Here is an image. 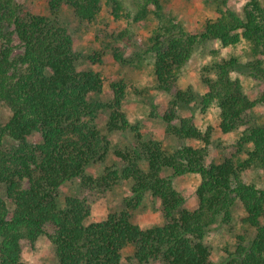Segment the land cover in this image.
<instances>
[{"label": "trees", "instance_id": "1", "mask_svg": "<svg viewBox=\"0 0 264 264\" xmlns=\"http://www.w3.org/2000/svg\"><path fill=\"white\" fill-rule=\"evenodd\" d=\"M213 1L218 16L190 34L164 16L160 0H133L134 23L149 17L156 22L145 52L152 60L153 89L169 97L160 117L164 134L197 144L167 153L159 141L143 142L121 111L129 91L136 92L131 81L80 68L103 66L107 59L120 63L118 39L102 35L101 47L82 57L57 21L67 8L89 27L102 0H47L46 15L30 13L15 0H0V106L10 112L0 123V186L7 198H0V264H24L23 247L42 236L53 247L55 264H121L126 247L133 248L131 264H213L202 238L218 219L230 221L236 202L254 236L246 245L238 244L223 264H264V188L243 180L251 170L264 172V120L254 119V109L264 107V91L250 99L241 81L232 77L241 74L255 85L264 81V0H249L242 17L227 9L228 0ZM109 3L114 19L121 18L122 2ZM208 41L224 47L245 41L248 59L204 65L198 72L204 91L183 89V69L195 49ZM105 84L111 99L102 104ZM212 106L218 110L214 127L202 130L193 115L180 117L181 110L204 113ZM103 109L108 112L106 131L131 130L135 144L114 150L118 167L107 166L101 176L91 178L86 169L111 153L109 139L96 124ZM214 131L236 138L217 163H207ZM35 134L39 141L31 143ZM164 170L170 174L162 175ZM188 174L199 177L193 210L184 207V198L173 187L174 178ZM74 179L79 180L78 191L61 200L59 190ZM120 181L131 182L126 208H138L147 193L158 200L161 226L140 230L127 211L87 223L93 204Z\"/></svg>", "mask_w": 264, "mask_h": 264}, {"label": "rangeland", "instance_id": "2", "mask_svg": "<svg viewBox=\"0 0 264 264\" xmlns=\"http://www.w3.org/2000/svg\"><path fill=\"white\" fill-rule=\"evenodd\" d=\"M28 12L33 14L46 15L47 0H15ZM122 2L121 18L114 19L111 15V3L109 0H102L101 10L97 20L89 27L80 24L74 18L69 9L63 8L58 17V22L67 28L72 37L74 49L83 57L101 47L105 40V35L118 39L122 52L120 63L107 59L103 66L97 64L93 66H81L103 71L109 79L123 78L132 82L136 92L129 91L126 95L121 111L125 114L129 126L137 128L141 140L147 142L155 140L162 143L164 150L171 153L181 145L197 146L193 142L178 141L175 138L164 134V122L160 119L163 114L169 97L166 94L157 92L152 86V60L145 52L146 40L150 30L156 22L149 17L139 23H134L132 17L136 13L133 0H120ZM249 0H228L227 9L242 17V10ZM162 13L167 19L179 25L184 32L195 34L207 19H215L218 14L213 0H160ZM101 31L102 33H98ZM103 35V36H102ZM14 44L18 41L14 39ZM249 55V46L245 41H241L236 46L224 47L219 41H208L198 46L187 65L183 69L180 85L183 89L202 93L203 87L198 77L200 68L212 62H221L230 58H236L241 62H246ZM232 77H237L250 99H255L264 91V81L255 85L254 82L243 75L233 73ZM111 99V91L108 85L103 88V95L100 100L102 104H107ZM193 115L194 123L204 130L206 127H214L218 122V110L212 106L206 112L200 110L190 112L188 109L180 111V117ZM10 116L9 110L5 106H0V123L4 124ZM108 119L106 109L100 110L96 119V124L102 134L106 135L111 144V153L103 162H97L89 166L85 175L97 178L102 175L107 166L116 165L119 162L112 152L117 149H130L135 144V134L131 130L125 132L108 133L105 125ZM254 119L264 120V107L258 106L254 109ZM235 134L222 136L214 131L211 144L209 146L207 163H217L220 154L225 146L235 141ZM31 143H37L39 136L32 135L29 138ZM12 145L11 141H8ZM170 171L164 170L162 175L168 176ZM246 183H254L258 188H264V172L261 170H251L243 176ZM199 183L197 175H184L173 179L174 190L185 200L184 207L193 210L197 206L195 190ZM79 180L74 179L66 183L59 190L60 199L68 195H73L78 191ZM131 182L120 181L111 190L105 192L91 207L90 216L87 223L100 222L112 212L119 213L127 211L131 222L140 230H147L152 227L161 226L163 223L160 204L149 193L145 194L140 206L136 209L126 208L125 200L131 197ZM0 198L7 200L4 187L0 186ZM245 211L239 202H236L231 209L230 221L222 224L218 219L215 224L204 234L202 242L211 252L213 264H223L228 258V254L235 251L238 244L246 245L254 236V231L243 223ZM242 239V240H241ZM133 248L126 247L122 251L123 259L121 264L132 263ZM21 260L24 264H55L56 258L54 250L49 240L42 236L32 246L25 245L22 249Z\"/></svg>", "mask_w": 264, "mask_h": 264}]
</instances>
